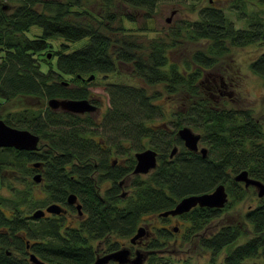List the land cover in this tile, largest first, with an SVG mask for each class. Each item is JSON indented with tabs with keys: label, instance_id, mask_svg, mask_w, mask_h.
<instances>
[{
	"label": "trees",
	"instance_id": "obj_1",
	"mask_svg": "<svg viewBox=\"0 0 264 264\" xmlns=\"http://www.w3.org/2000/svg\"><path fill=\"white\" fill-rule=\"evenodd\" d=\"M4 1L8 8L0 4V107L23 98H35L41 106L22 105L7 109L6 116L0 113L7 124L40 137L34 151L0 149L2 169L14 176L7 182L1 178L7 194L0 192V264H34L25 260L27 241L45 264H91L98 255L95 242L104 241L105 252L116 251L122 247L119 239L129 241L143 224L152 223L183 197L211 192L219 184H225L230 197L226 206H197L176 216L183 221L181 226L155 225V236L145 245L149 250L146 264H189L172 262L155 251L175 238L176 228L183 226L184 237L190 240L251 194L257 197V204L241 214V222L222 225L197 241L211 252L210 264H264V196L234 179L247 170L250 177L264 182V121L247 109L212 107L202 83L204 71L215 68L231 48L264 45V0H224L246 27H237L216 0H165L191 3L193 10L200 4L198 18L179 23L171 41L155 39L145 45L121 17L136 22L142 11L145 18H151L162 0H122L132 13L120 14L112 10L111 5L116 6L112 0H106L107 9L100 15L78 0ZM34 25L42 33L31 38L27 32ZM182 31L184 39L204 42V46L179 63L169 58L168 50L182 38ZM53 37L86 41L67 52L66 43L54 48L49 42ZM122 64L131 65L134 76L146 86L108 83L110 104L100 121L90 113L48 106L50 98L90 99L87 85L93 79L87 78L100 73L107 78L118 73ZM250 69L264 80V52L250 63ZM160 83L170 96L181 95L187 107L173 114L171 125L162 127L153 123L156 117H168V111L155 103L162 92L148 89ZM189 125L201 131L206 157L188 150L179 139L178 129ZM174 146L178 152L170 157ZM117 147L126 156L124 164L111 159ZM145 148L159 153L158 165L147 175H134L123 196L121 181L132 174L135 165L132 152ZM35 162L42 163L40 170L30 166ZM37 171L43 176L38 183L44 191L42 199L34 193L36 182L25 186L21 180V175L33 177ZM70 194H76L82 205V219L69 224L63 216L32 217L45 204L66 205ZM6 250L13 254L7 255ZM16 253L21 255L14 258Z\"/></svg>",
	"mask_w": 264,
	"mask_h": 264
},
{
	"label": "rangeland",
	"instance_id": "obj_2",
	"mask_svg": "<svg viewBox=\"0 0 264 264\" xmlns=\"http://www.w3.org/2000/svg\"><path fill=\"white\" fill-rule=\"evenodd\" d=\"M53 1V0H51ZM55 1H68V0H55ZM80 4L85 6L88 10L92 11L95 14H103L107 9L106 0H78ZM113 4L116 6L111 5L112 10L120 13H132V9L126 5L122 0H112ZM219 6L225 8V12L227 15L235 22L237 27H246V23L244 21H238L236 15L228 9L227 3L224 0H216ZM0 4H7L5 1L0 2ZM202 4V3H201ZM200 4L196 5V10L192 9L191 3L182 4L176 2H168L162 0L157 5L155 12L151 18H145L142 15V11L137 13L136 22H132L126 17H121L125 27L129 30H134L135 34L138 35V41L143 43L144 45L147 44L151 40L155 39H163L167 42L171 41L172 32L178 30L179 23L183 20H194L198 18V9L200 8ZM146 25L148 27L147 31H140L139 28ZM42 33V28L39 25H34L30 28V31L27 32L29 37H33L34 34ZM183 36L179 39V42L175 45L174 48L168 50L169 58L173 61H177L181 63L185 59H189L192 52L197 49L203 48L204 42L202 43H193L186 39H184V32L182 31ZM85 40L75 41V42H68L59 37H53L49 39V42H52L55 46L54 48L59 49L62 43H66L69 45V49L67 52H71L83 46ZM264 52V45L263 44H251L245 47H233L231 51L218 63L215 68L208 69L207 71L212 74V76L217 75H224L227 77L228 85L231 89H233L235 93V99H230L229 97H225L221 99L220 102H216L213 97L210 98V105L212 107L216 106L219 109H230V108H241V109H250L252 111V116L262 119L264 121V80L254 74L250 69V63L256 59L261 53ZM51 53L48 54L49 60L52 59ZM56 60V58H55ZM1 61V60H0ZM67 80L69 77H65ZM203 79V78H202ZM210 81V79H209ZM209 81L203 82V86L205 88V93L208 94V89H206V85H210ZM112 82H122L127 84L133 85H143L146 86L143 81H141L138 77L134 76L133 74V67L128 64H122L120 66V70L118 73L110 74L107 78L104 77L103 74H97L96 77L90 81L87 85V88L90 91V98H94L98 101L100 106L97 113L93 116L97 121H100L104 112L108 109L110 100L109 94L106 90L107 84ZM149 91H161V97L155 101V103L162 106L164 110H167L168 117L161 118L156 117L153 120L154 124H158L160 127L163 125H171L169 120L173 119V114L176 112H180L185 110L187 107L182 100V96H170L168 92L164 89L162 83L148 86ZM209 95V94H208ZM210 96V95H209ZM1 100V98H0ZM215 101V103H214ZM48 102V101H47ZM6 103V104H5ZM35 98H23L22 100L14 99L9 102H4L3 106L0 107V113L2 115L7 114V109H17L20 108L19 106H41V104ZM150 123V122H149ZM148 123V124H149ZM150 123L151 125L153 124ZM162 125V126H161ZM196 133H200L199 129H195L189 125ZM181 128V127H180ZM97 131H101V127L97 128ZM99 136H95V139L98 140ZM108 146L111 149L112 144L108 141ZM174 148V147H173ZM172 148V149H173ZM114 149V148H113ZM118 147L116 148V155H112L111 159L116 160L115 163L124 164L126 162L124 158L126 157L125 154L118 153ZM146 149V148H145ZM144 150V149H143ZM141 151V150H140ZM138 152V151H137ZM132 153H136L133 151ZM127 155V154H126ZM128 178H124L121 181V185L123 187V194L127 195L129 191V184L130 181L134 179L135 174H129ZM141 176L147 174H140ZM4 177L5 181L7 182L8 179L12 178V173L7 172V170H3L0 172V188L1 186V178ZM14 177V176H13ZM21 180L23 184L26 186L33 182L32 176L21 175ZM35 182V181H34ZM32 185V184H31ZM30 185V186H31ZM108 185V184H107ZM104 188V187H103ZM33 190L38 199H42L44 191L42 189V185H33ZM256 191V190H255ZM3 195L7 194V189L2 188L0 191ZM104 195V194H103ZM230 199V197H229ZM257 204V197L252 196V194L247 197L244 201L238 202L228 211L215 220H213L202 232L198 233L196 236L191 237L190 240L185 239L184 237V227L176 228L175 230V238L171 239L169 243L166 245L165 248L157 250L159 255L165 256L169 260L175 263H183L189 262V264H210L211 260V252L203 249L198 240L199 236H210L215 233L222 225L234 223L235 221H242L241 214L245 212V210L249 206H255ZM156 218L153 219L152 223L147 224L146 228L147 231H150L148 237L143 239V243L145 244L150 240L151 237L155 236V229L154 226H181L183 221L177 217H171L167 221H162L161 217L155 216ZM238 219V220H237ZM157 221V222H156ZM145 225V224H143ZM249 231V228H246ZM244 239V238H243ZM241 239V241L243 240ZM111 240H116L115 236H111ZM121 242L122 247H127L132 250V255L136 254V251H139L143 254V257H148L149 250L145 248L144 245H140L139 243H135V246H131L130 240L126 241L123 239H119ZM95 246L98 250V255L101 256L104 254L105 251V243L104 241H97L95 242ZM121 247V248H122ZM225 254V251L222 253ZM222 255L220 256V259ZM219 262V258L217 260ZM146 264V262H145Z\"/></svg>",
	"mask_w": 264,
	"mask_h": 264
},
{
	"label": "water",
	"instance_id": "obj_3",
	"mask_svg": "<svg viewBox=\"0 0 264 264\" xmlns=\"http://www.w3.org/2000/svg\"><path fill=\"white\" fill-rule=\"evenodd\" d=\"M2 8L7 9L8 6L3 4ZM94 77L95 75L92 74L87 79L90 81L94 79ZM47 104L52 110H62L76 114H83L85 112L93 113L97 109L96 104L91 102L89 99L50 98ZM177 135L188 150L193 152L200 151L203 157L207 156L208 149L206 147H202L201 149H199L198 144L201 140L200 133H196L189 126H183L178 129ZM39 140V135L33 133L32 131L28 129L13 127L7 124L2 118H0V149L12 147L17 150L34 151L38 149ZM177 152L178 147L174 146L170 153V157H173ZM157 156L158 153L152 148H146L144 150L136 152L134 154L136 163L132 173L135 175L148 174L150 171L157 167ZM33 166L35 168H41L42 163L35 162L33 163ZM234 179L238 182H243L245 187L247 188L249 186H254L257 189L258 196H264V182L250 177L247 170L239 172L237 175H235ZM33 180L36 183H40L42 180V175L40 173H36L33 176ZM125 195L126 194L124 193L123 196ZM67 199L70 204L76 205L77 210L79 211L80 215H82V206L78 202L77 195L70 194ZM228 201L229 194L225 184H219L211 192L192 194L183 197L178 201L175 207L159 213V216H179L189 212L197 206L222 209L226 206ZM47 211L59 214L63 212V208H61L60 205L53 203L47 207ZM44 214V211L38 209L35 210L32 215L33 217L39 218L41 216H44ZM145 234V228L141 226L130 240L135 244L137 239L142 238ZM30 260L35 264H45L34 253H31ZM111 260L117 262L118 264H143L146 260V257H143V254L141 252L136 251V256L132 258L131 250L127 247H123L106 255L97 256L94 262L91 264H107Z\"/></svg>",
	"mask_w": 264,
	"mask_h": 264
},
{
	"label": "flooded vegetation",
	"instance_id": "obj_4",
	"mask_svg": "<svg viewBox=\"0 0 264 264\" xmlns=\"http://www.w3.org/2000/svg\"><path fill=\"white\" fill-rule=\"evenodd\" d=\"M209 79H210V81H209ZM227 80H229V79H227V77H225L224 75H217V76H212V74L211 73H209L208 71H204V77H203V79H202V83L203 82H206V81H209V83H210V85H206L205 87H206V89H208L209 91H208V94L210 95V98L211 97H213L214 98V100L216 101V102H220L221 101V99H223V98H225L226 96L227 97H229L230 99H235L236 97H235V93H234V91H233V89H231L230 88V86L228 85V82H227ZM91 102H93L94 104H96V106H97V109H96V111H94L93 113H90V112H85V113H83V114H86V113H90V114H92V115H94L95 113H97L98 112V110H99V108H100V106H99V104H98V101L97 100H95L94 98H90L89 99ZM215 101H214V103H215ZM216 107V106H215ZM235 109H240V108H236V107H234ZM247 110H250V109H247ZM199 149H201L202 147H207V146H205L203 143H202V141L200 140V142H199ZM155 150V149H154ZM156 151V150H155ZM157 152V151H156ZM193 152V151H192ZM158 153V152H157ZM195 153H199V154H201L200 153V151H197V152H195ZM158 156H159V153H158ZM158 156H157V158H158ZM202 156V155H201ZM203 157V156H202ZM135 163H136V159H135ZM1 164V163H0ZM30 166L31 167H33V168H35L34 166H33V164H31L30 163ZM135 166V165H134ZM42 168V167H41ZM41 168H36L37 170H40ZM6 170H7V168H6ZM5 170V171H6ZM154 170V169H153ZM152 170V171H153ZM1 171H3V169H2V167H1V169H0V172ZM152 171H150V172H152ZM149 172V173H150ZM36 173H40L41 175H42V173L41 172H36ZM35 173V174H36ZM148 173V174H149ZM42 180H43V176H42ZM41 180V181H42ZM41 183V182H40ZM249 187H254V186H249ZM248 187V188H249ZM255 188V187H254ZM255 190L257 191V189L255 188ZM78 199V198H77ZM54 203H56V204H58V205H60V207L61 208H63V212H61V213H59V214H57V213H52V212H48L47 211V207L50 205V204H53V203H50V204H45V205H43V207H37L35 210H38V209H40V210H42V211H44V216H41V217H39V218H36V217H34V218H36V219H41V218H43V219H48V218H53L54 216L56 217V216H58V217H60V216H63L65 219H66V222L67 223H75L76 221H78V220H80V219H82V217L84 216V213H82V215H80V213H79V211L77 210V208H76V205H73V204H70L69 202H68V199H67V204L65 205V204H63V203H58V202H54ZM82 206V205H81ZM71 207H75V209L77 210L76 212H77V214H75V213H73L74 212V208L72 209ZM82 209V208H81ZM34 212V211H33ZM83 212V211H82ZM33 214V213H32ZM32 217H33V215H32ZM169 217V216H168ZM172 217H176V216H172ZM157 222V221H156ZM143 227L145 228V231H146V234L142 237V238H139V239H137V241H136V243H139L140 245L142 244V245H146L145 244V242L143 243V239L144 238H146V237H148L149 236V234L151 233L150 231H147V228H146V224L145 225H143ZM151 239V238H150ZM105 243V242H104ZM130 243H131V246H135L134 245V243H132L131 242V240H130ZM123 248V247H122ZM130 249V248H129ZM131 250V249H130ZM26 251H27V254H26V256H25V260H29L30 262H31V260H30V255H31V253H34V252H32V248H31V245H30V243L27 241V245H26ZM1 252V251H0ZM6 252V254L7 255H11V254H13V252H11L10 250H6L5 251ZM113 252V251H112ZM108 253H111V252H105L104 251V254H102L101 256H103V255H106V254H108ZM35 254V253H34ZM21 254H19V253H16L15 255H13L14 256V258H18L19 256H20ZM36 255V254H35ZM37 256V255H36ZM97 256H99V255H97ZM96 256V257H97ZM136 256V254L135 255H132V250H131V257L133 258V257H135ZM38 257V256H37ZM39 258V257H38ZM40 259V258H39ZM111 262H115V261H113V260H111L109 263H111ZM31 263H33V262H31ZM109 263H107V264H109ZM117 263V262H116ZM35 264V263H34ZM118 264V263H117Z\"/></svg>",
	"mask_w": 264,
	"mask_h": 264
}]
</instances>
